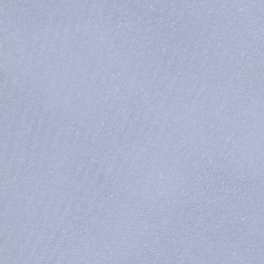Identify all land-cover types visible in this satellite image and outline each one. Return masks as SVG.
<instances>
[{"label":"water","instance_id":"water-1","mask_svg":"<svg viewBox=\"0 0 264 264\" xmlns=\"http://www.w3.org/2000/svg\"><path fill=\"white\" fill-rule=\"evenodd\" d=\"M0 264H264V0H0Z\"/></svg>","mask_w":264,"mask_h":264}]
</instances>
